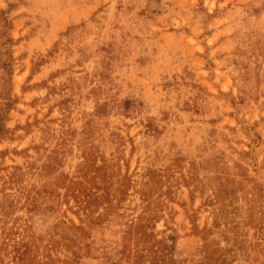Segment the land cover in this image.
Returning <instances> with one entry per match:
<instances>
[{
    "label": "rangeland",
    "instance_id": "rangeland-1",
    "mask_svg": "<svg viewBox=\"0 0 264 264\" xmlns=\"http://www.w3.org/2000/svg\"><path fill=\"white\" fill-rule=\"evenodd\" d=\"M0 264H264V0H0Z\"/></svg>",
    "mask_w": 264,
    "mask_h": 264
}]
</instances>
